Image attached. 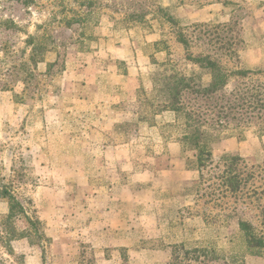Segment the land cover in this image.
<instances>
[{
	"label": "rangeland",
	"instance_id": "obj_1",
	"mask_svg": "<svg viewBox=\"0 0 264 264\" xmlns=\"http://www.w3.org/2000/svg\"><path fill=\"white\" fill-rule=\"evenodd\" d=\"M82 1L34 0L27 5L0 0V191L12 185L27 212L40 220L36 229L25 213L9 217L8 198L0 194V264H26V256L33 257L31 264H137L130 263L135 253L113 234L103 238L107 248H98L99 232H85L91 217L85 208L92 204V194L102 195L108 186L129 180L116 162L124 159L121 151L116 157L117 149L128 146L136 161L142 155L160 157V166L177 150L197 170L195 152L183 151L174 141L178 130L166 126L175 121V113L167 122L157 117L163 112L154 114L156 79L172 72L162 63L169 59L203 85L209 84L210 71L189 60V54L220 58L226 71L264 70V0H131L130 5L98 0L87 26L70 28L67 22L76 11H84ZM159 5L166 11H159ZM143 8L149 12L140 21H126L131 12L144 13ZM166 13L179 26L168 22ZM196 23L206 24L203 29L220 40L210 42L212 36L194 31ZM181 31L188 47L179 41ZM29 35L47 49L33 55ZM239 81L231 75L228 89ZM102 99L107 105L97 107ZM114 99L120 102L110 108ZM118 108L124 111L120 116L101 117ZM227 139L236 143L234 150L222 146ZM206 141L216 158L231 153L264 161V135L254 129L229 138L210 130ZM193 181L183 186L170 238L141 239L134 251L166 250L159 260L170 264L174 244L214 239L232 251L245 245L236 235L235 220L215 229L195 215L196 198L185 195ZM24 238L33 248L17 252L12 245ZM247 261L264 264L258 256L249 255Z\"/></svg>",
	"mask_w": 264,
	"mask_h": 264
},
{
	"label": "trees",
	"instance_id": "obj_2",
	"mask_svg": "<svg viewBox=\"0 0 264 264\" xmlns=\"http://www.w3.org/2000/svg\"><path fill=\"white\" fill-rule=\"evenodd\" d=\"M97 1L80 2L83 13L76 11V16L67 22V26L71 28L75 23L87 26ZM130 1L124 0L128 5ZM23 2L29 5L34 0ZM157 8L161 12L167 9L162 5ZM142 12H131L126 21H140L149 11L146 9ZM166 15L168 22L179 26V21L173 15ZM6 22L16 26L13 20L7 19ZM204 26L206 24L196 23L191 28L199 30L200 34L208 38L212 36L210 42L214 38L220 40V35L214 36L210 30L203 29ZM178 35L179 41L188 47L186 34L181 31ZM35 39L34 35H29L26 40L32 45L33 55L47 49L42 43L36 44ZM197 39L202 40L201 37ZM187 58L210 71L209 84L203 85L195 75L179 72L168 59L162 66H171L172 72L169 75L160 74L156 79L154 114L173 111L175 121L166 126L178 130L174 141L183 151L195 152L199 178L185 188V195L194 194L196 198L194 207H198V210L195 215L202 217L209 227L215 229L228 227L235 220L236 235L245 240V245L232 251L221 248L214 239L174 244L170 264H249V255L264 258V161L255 162L231 153L216 158L214 148L206 138L210 130L216 131L222 138L239 136L250 129L264 135V70L239 68L226 71L221 59L209 54H189ZM231 75L238 76L241 81L228 89ZM11 187L3 186L0 191L1 196L9 201L8 216L25 213L30 225L37 229L40 220L27 212L28 207ZM246 209H251L253 213L248 214Z\"/></svg>",
	"mask_w": 264,
	"mask_h": 264
},
{
	"label": "crops",
	"instance_id": "obj_3",
	"mask_svg": "<svg viewBox=\"0 0 264 264\" xmlns=\"http://www.w3.org/2000/svg\"><path fill=\"white\" fill-rule=\"evenodd\" d=\"M102 101L104 102L96 103L97 107L103 104L107 105L105 99ZM113 102L110 108L114 107L113 104L119 103L120 99H114ZM122 113L124 111L118 108L113 113L107 112V117L105 115L101 117L104 119L116 118ZM157 117L164 119L163 122H167L174 119V114L171 111H166L158 114ZM235 144L234 141H228V139L222 142L223 147L231 150H234ZM127 147L116 150V157L121 155L120 151L124 155V159H116V162L122 164L118 165L120 169L128 172L129 180L122 183L117 182L112 187L108 186L109 191L102 195L92 194V204L85 208L91 216L88 219L85 232L88 234L99 232L97 245L102 250L107 248L103 241L105 235L113 234L114 239L122 241V246L128 247L130 254L131 251L135 253L132 255L130 263L140 264L145 260L146 262L151 260L153 264H161L159 258L165 257L166 250L144 248V251L142 249L134 251L132 247L136 241H141V239L162 238L168 240L170 238L174 221L177 218L178 207L181 204L180 196L183 186L188 181L195 180L198 177V171L189 164V159L183 158L177 153V150L172 152L164 166H160L159 164L162 162L160 157L142 155L140 161H136V157L131 154V151L129 152V147ZM139 188L141 189L139 190ZM96 214L100 215V218L96 217ZM112 220L113 225H111ZM88 240L92 243L96 242L94 239ZM12 246L17 252L21 250L20 248H23V252H30L33 248L25 238L14 241ZM32 258L26 256V264H31ZM110 261L109 258L104 260L105 263ZM101 262L103 264V260ZM168 262L164 264H168Z\"/></svg>",
	"mask_w": 264,
	"mask_h": 264
}]
</instances>
